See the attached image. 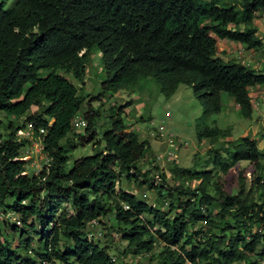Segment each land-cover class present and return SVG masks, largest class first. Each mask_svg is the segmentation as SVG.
I'll return each mask as SVG.
<instances>
[{
  "label": "trees",
  "instance_id": "trees-1",
  "mask_svg": "<svg viewBox=\"0 0 264 264\" xmlns=\"http://www.w3.org/2000/svg\"><path fill=\"white\" fill-rule=\"evenodd\" d=\"M263 12L264 0H0V213L15 215L2 224L17 235L14 244L0 233V264H117L98 243L108 237L100 229L108 214L119 239L148 264L264 259V148L245 135L216 145L230 137L229 127L206 122L219 112L220 93L250 119L248 91L264 84V71L223 60L216 44L226 39L262 52ZM93 48L105 76L85 99L76 83ZM148 78L166 98L178 84L191 85L201 103L195 133L197 142L208 140L211 167L173 164L171 187L162 173L153 185L154 175L139 167L148 142L124 123L128 102L110 104L108 126L99 136L95 130L101 112L91 102ZM77 115L85 126L75 131ZM37 137L47 163L30 175L21 157ZM87 144L96 149L66 169L68 148ZM121 177L154 189L156 198L148 203L119 187ZM92 220L100 237L88 236Z\"/></svg>",
  "mask_w": 264,
  "mask_h": 264
},
{
  "label": "rangeland",
  "instance_id": "rangeland-1",
  "mask_svg": "<svg viewBox=\"0 0 264 264\" xmlns=\"http://www.w3.org/2000/svg\"><path fill=\"white\" fill-rule=\"evenodd\" d=\"M257 18L260 22L257 24V33L264 36V12ZM263 50L264 41H262ZM256 52L250 51L249 53L252 56V66L254 65L255 70L263 72L264 61H259L263 57V53L256 54ZM216 54L220 56L217 50ZM57 73L63 74L69 80L72 79L70 73L67 74L59 70ZM104 76L105 74L101 68L100 52L93 48L86 61L83 82L76 83L78 94L85 95V99L97 95L100 91V82ZM136 86L132 90H123L120 94L111 96L105 94L102 98L91 102V105L98 108L101 112L99 119L95 120L97 136L108 126L105 123L108 106L110 104L119 105L128 102V107L124 109L127 113L124 117V123L129 126L128 129L135 131L139 137L148 141V150L144 158L139 161V167L142 171L148 170L150 172L149 175H154V179L157 177V182H160L159 174L162 173L166 185L171 187L175 183L171 174H169V169L173 164L179 167H193L200 164V168L209 169L211 167V157L206 154V150L209 148L208 140H203L199 143L196 139L195 132L196 127L201 124L202 108L199 99L192 91V86L183 83L178 84L175 92L169 98L164 97L159 92L157 84L151 78ZM256 93L258 94V91ZM220 96L221 106L219 112L208 118L206 122L210 123L211 120H215L218 126L229 127L230 137L218 140L216 145H225V140H234L245 135L257 139L259 146L264 148V101L258 100L257 97L255 99L252 98V102L258 100V104L256 109L252 106L251 117L247 120L240 115L232 98L223 93H220ZM34 109V107L31 108V111ZM7 120H12V122L18 124L21 118L14 119L9 117ZM158 126L163 127L160 135L157 133ZM0 133H4L3 128H0ZM23 133L26 134V130H23ZM16 135L18 134L16 133ZM169 139H172L173 142H170ZM34 140L32 139V142ZM176 143L177 146H174ZM34 145L35 142L30 145L28 157L24 159L26 162L25 170L30 175L32 173L36 174L47 163L45 154L39 150L42 148L41 145L38 142H36L35 147ZM94 149L96 148L93 147V144L77 146L74 150L68 148L66 169L71 166L75 158L90 154ZM166 151L173 153L171 161L163 160L160 162V160L154 158L159 154H165ZM154 166L158 168H153ZM247 176H249L248 173ZM119 187L134 192L136 197H140V199L146 200L148 203L153 202L156 198L154 189H150L145 184L127 181L123 177L119 180ZM0 211L2 210L0 209ZM4 215L9 219L7 220L8 222L16 221V217L9 212L6 214L2 213V215L0 213V233L3 234L2 232H4L7 237H12V242L15 244L17 235L8 232V227L3 226ZM101 221L100 229L103 233L106 232L105 235L108 237L106 239L101 237L98 243L100 246L108 247V252L115 258L117 264L149 263L147 255H133L126 246V242L119 239L118 232H116L119 225L115 222L112 214L101 218ZM3 227L4 229H2ZM121 250H123V253H120ZM157 251L158 247L154 249V253Z\"/></svg>",
  "mask_w": 264,
  "mask_h": 264
},
{
  "label": "built area",
  "instance_id": "built-area-1",
  "mask_svg": "<svg viewBox=\"0 0 264 264\" xmlns=\"http://www.w3.org/2000/svg\"><path fill=\"white\" fill-rule=\"evenodd\" d=\"M263 40H264V36H263ZM237 58H238V60L242 64H244L247 67L252 68L254 66V65L252 66V63H253L252 60H250V59H243L242 58V55H240L239 52H238ZM256 85L259 86V88H258L259 89L258 94L259 95H263L262 97H264V84H256ZM262 100L264 101V99H262ZM257 104H258V100H255L254 102H252V106L254 107V109H256ZM84 126H85V121L80 116L77 115V116H75L73 118V120H72V128L75 131H77L79 129H82ZM162 129H163L162 126H158L157 133L159 135H160V132H161ZM41 132H42V130L40 129L39 130V133H41ZM17 134H18V136L20 135L21 137H28L30 139L32 138V133H31L30 130H26V134L23 133V130H18L17 131ZM169 141L170 142L171 141L173 142L172 139L171 140L169 139ZM34 142H35L34 147L36 146V142H38L41 145L40 138H38V137L34 140ZM34 142H32V145H33ZM174 146H177V143ZM39 150L41 151L42 148H40ZM28 154H29V148H27V149H25L23 151V156L21 157V159L23 160L25 157L28 156ZM172 156H173V153L171 151H166L165 154H162V155L159 154V155L155 156V159L156 160H160V162L163 161V160L164 161H171ZM156 179H157V177H155V179L153 178V180H152L153 185H157L158 184V182H157L158 180L156 181ZM125 207L127 208V206H125ZM88 228L90 229L89 232H88V236L100 237L102 235L101 230H99V224H98V221L97 220H92L90 222ZM27 253L30 254L31 253V250H28ZM259 263L260 264H264V259H262Z\"/></svg>",
  "mask_w": 264,
  "mask_h": 264
},
{
  "label": "crops",
  "instance_id": "crops-1",
  "mask_svg": "<svg viewBox=\"0 0 264 264\" xmlns=\"http://www.w3.org/2000/svg\"><path fill=\"white\" fill-rule=\"evenodd\" d=\"M216 48H217V51H218V54L220 55L219 57H221L223 60H227V59H231L232 56L234 57L235 55H237L238 53L237 52H243L247 58L249 57L250 59H252V56L249 55L250 53V50L251 49H247L245 50L242 45H240L239 43H236V42H233V41H229V40H226V39H219L217 40V44H216ZM244 49V50H242ZM260 52L258 51V53L256 52V54H259ZM263 53V57H261L259 59V61L262 62V60L264 61V50L262 51ZM255 54V53H254ZM255 58V57H254ZM264 64V63H263ZM139 84H142V83H139ZM259 86L258 85H254V86H251L249 89H250V97H252L253 99H255L257 97L258 100H262L264 99V97H262L263 95H259L257 94L256 92L259 91ZM253 92V93H252ZM230 106V105H229ZM135 111V110H133ZM126 112V111H125ZM127 114V113H126ZM140 139H144V138H141ZM147 140V139H146ZM148 142V141H147ZM28 157V156H27ZM26 158V157H25ZM24 158V159H25ZM155 158V157H154ZM23 159V160H24ZM260 264V263H258Z\"/></svg>",
  "mask_w": 264,
  "mask_h": 264
},
{
  "label": "clouds",
  "instance_id": "clouds-1",
  "mask_svg": "<svg viewBox=\"0 0 264 264\" xmlns=\"http://www.w3.org/2000/svg\"><path fill=\"white\" fill-rule=\"evenodd\" d=\"M258 36V35H257ZM261 38H262V41H264L263 40V36H260ZM217 46V45H216ZM242 47L245 49V50H247L246 48H245V46H243L242 45ZM244 49H242V50H244ZM216 50H217V48H216ZM250 51H253L252 49L250 50ZM238 53V52H237ZM217 55V54H216ZM238 55V54H237ZM237 55H235L234 57L232 56V58L231 59H235L237 62H239V63H241L239 60H238V58H237ZM240 55H242V58L243 59H250L249 57L247 58V56L243 53V52H240ZM228 60V59H227ZM251 60V59H250ZM242 64V63H241ZM244 65V64H243ZM252 68H254V66L252 67ZM249 92V91H248ZM251 100H252V98H251ZM251 104H252V101H251Z\"/></svg>",
  "mask_w": 264,
  "mask_h": 264
}]
</instances>
